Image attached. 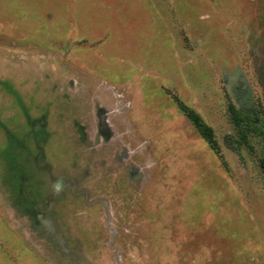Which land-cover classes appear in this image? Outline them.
<instances>
[{"label": "rangeland", "instance_id": "1", "mask_svg": "<svg viewBox=\"0 0 264 264\" xmlns=\"http://www.w3.org/2000/svg\"><path fill=\"white\" fill-rule=\"evenodd\" d=\"M262 161L264 0H0V264H264Z\"/></svg>", "mask_w": 264, "mask_h": 264}, {"label": "trees", "instance_id": "2", "mask_svg": "<svg viewBox=\"0 0 264 264\" xmlns=\"http://www.w3.org/2000/svg\"><path fill=\"white\" fill-rule=\"evenodd\" d=\"M232 115H233V119L236 125H241V124H245L246 126L252 127L254 130L258 131L259 128L257 127L256 123H255V119L253 114L251 113H245V112H239L236 109H232ZM195 119H197L195 117ZM199 131L201 132V134L204 136V138L212 141L213 140V133L212 130L210 128L207 127H201L198 126ZM261 167L264 171V161L261 162Z\"/></svg>", "mask_w": 264, "mask_h": 264}]
</instances>
